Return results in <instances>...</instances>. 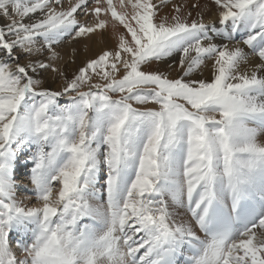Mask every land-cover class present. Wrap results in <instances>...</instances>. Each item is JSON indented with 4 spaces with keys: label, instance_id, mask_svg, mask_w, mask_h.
Segmentation results:
<instances>
[{
    "label": "snow or ice",
    "instance_id": "1",
    "mask_svg": "<svg viewBox=\"0 0 264 264\" xmlns=\"http://www.w3.org/2000/svg\"><path fill=\"white\" fill-rule=\"evenodd\" d=\"M261 137L264 0H0V264H264Z\"/></svg>",
    "mask_w": 264,
    "mask_h": 264
},
{
    "label": "rangeland",
    "instance_id": "2",
    "mask_svg": "<svg viewBox=\"0 0 264 264\" xmlns=\"http://www.w3.org/2000/svg\"><path fill=\"white\" fill-rule=\"evenodd\" d=\"M200 2H201V4H204V1L200 0ZM87 43H88L87 44L88 47L82 52L81 55H80V52H78L77 55L73 56V54H72V46L71 45H67L66 44V45H64V46H62L61 48L58 49L60 51V53L62 52V50H66V49H68V51H69L66 54L64 60L59 62L61 67L65 68V70H66V72H67L69 77H71L72 73L76 70L77 67H79L83 63V61L86 58L95 57L97 54H99V52L103 48L102 47L103 44H101L98 41L97 38H93V40H91L90 42L88 41ZM73 59H75V61H76L75 63H72ZM46 78H47V82L50 81L49 83L52 85V87H51L52 89L55 90V89L59 88V82L58 81H55L53 79L50 80L51 76H48ZM23 187H25V186H22V188ZM27 189H28V191L30 190V185L27 186ZM20 194L24 195L26 193L21 192Z\"/></svg>",
    "mask_w": 264,
    "mask_h": 264
},
{
    "label": "bare ground",
    "instance_id": "3",
    "mask_svg": "<svg viewBox=\"0 0 264 264\" xmlns=\"http://www.w3.org/2000/svg\"><path fill=\"white\" fill-rule=\"evenodd\" d=\"M202 1H204V3H208V0H202ZM194 2V0H188V7L189 8H191V4ZM169 9H165V12H167ZM194 15H195V12L193 13ZM204 19H205V21L206 22H212V21H214L215 20V13H214V10H212V11H206L205 12V16H204ZM88 42V41H87ZM87 42H85V43H87ZM90 42V41H89ZM85 43H81V44H79V45H76V47H77V49H78V52H80V55L82 54V52L86 49V47H85ZM88 44V43H87ZM105 45L103 44V46L102 47H104ZM108 47H111L112 46V44H111V42H109L108 43V45H107ZM68 48V47H67ZM63 49V48H62ZM69 51H68V49H66V50H62V52H61V56L63 57V58H65V56H66V54L68 53ZM82 57V56H81ZM83 58V57H82ZM64 60V59H63ZM63 60H61V61H63ZM52 78H50V80H51ZM50 81H48L47 82V78H46V85L45 86H47V87H52V85L49 83ZM263 137H261V139H262ZM262 140H264V138L262 139ZM29 184H28V181H27V179H24L23 180V182H22V184H21V187L22 186H28Z\"/></svg>",
    "mask_w": 264,
    "mask_h": 264
}]
</instances>
